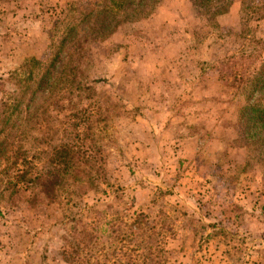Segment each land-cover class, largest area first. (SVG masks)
Returning <instances> with one entry per match:
<instances>
[{
    "label": "rangeland",
    "instance_id": "obj_1",
    "mask_svg": "<svg viewBox=\"0 0 264 264\" xmlns=\"http://www.w3.org/2000/svg\"><path fill=\"white\" fill-rule=\"evenodd\" d=\"M104 3L0 0V105L27 61L54 56L62 19L81 26ZM86 52L80 102L54 91L34 108L46 141L79 150L89 175L37 163L32 189L0 199V264H126L125 243L88 247L83 232L125 234L136 217L162 233L161 264H264V146L243 112L264 103L243 88L264 61V0H160ZM75 107L93 117L76 132Z\"/></svg>",
    "mask_w": 264,
    "mask_h": 264
},
{
    "label": "trees",
    "instance_id": "obj_2",
    "mask_svg": "<svg viewBox=\"0 0 264 264\" xmlns=\"http://www.w3.org/2000/svg\"><path fill=\"white\" fill-rule=\"evenodd\" d=\"M159 1L105 0L100 9L80 14L81 26L70 18L62 19L59 22L63 28L62 33L57 42L52 41L48 48L52 51V55L54 54L51 60H48L47 63L30 59L22 67L26 72V78H22L19 73H16V90L0 105V162L3 159L6 161L5 166L0 168V175L3 176L2 184H0L2 185L0 199L11 200L10 198L18 192L20 184L32 189L34 182H37L43 175L37 163H42V167L48 163L53 171L69 173L74 182L84 183L79 172L87 176L90 171L79 165L81 162L78 161L77 155L81 152L66 145L53 146L49 141H46L48 139L46 132L40 128L43 123L41 116L45 114L43 112L41 115L36 113L34 108L36 101L44 93L56 91L65 95L63 97L67 105L74 108L75 103L80 102L81 92L88 90V87L84 86L79 79V70L87 54L86 46L91 42L107 39L118 26L126 23L128 19L139 21L148 18ZM201 1L212 6L223 0ZM247 86L253 92L258 89L264 91V61L259 69L244 82L243 88L245 89ZM75 109L79 110L80 108L75 107ZM80 110L72 115L76 119L75 132L78 127L85 128L84 123L93 119L90 109ZM243 112H248L249 118L259 127L256 143L260 148L263 147L264 103L248 104ZM87 134L88 130L82 134V137L87 139ZM76 135L79 137L78 134ZM35 142L38 145L35 149L34 147L27 148V143ZM32 149L34 150L32 151ZM88 160L84 163H87ZM70 171L73 175L70 174ZM126 226L125 234L121 233L120 226L114 229L103 225L102 229H98V226L93 228L94 232L84 229L83 235L87 237L88 247L93 244H105L106 241L111 243L117 239L118 243H125L126 264H161L160 239L163 235L160 230H156L150 224L146 225L139 217L134 218ZM85 227L87 228L86 224ZM121 234L123 235L121 236ZM101 235H104L103 237L108 235V238H104L106 240L103 239L102 242ZM115 245L110 244V248H116ZM77 247L80 248L78 245ZM113 251L110 250V252Z\"/></svg>",
    "mask_w": 264,
    "mask_h": 264
}]
</instances>
